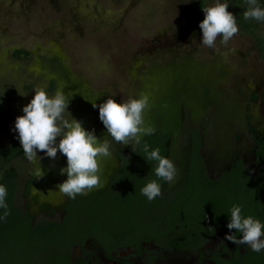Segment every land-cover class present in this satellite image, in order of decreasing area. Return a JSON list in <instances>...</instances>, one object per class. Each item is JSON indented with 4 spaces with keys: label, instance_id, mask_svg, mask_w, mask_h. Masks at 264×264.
<instances>
[{
    "label": "rangeland",
    "instance_id": "rangeland-1",
    "mask_svg": "<svg viewBox=\"0 0 264 264\" xmlns=\"http://www.w3.org/2000/svg\"><path fill=\"white\" fill-rule=\"evenodd\" d=\"M198 1L0 0V105L13 113L11 117L0 115V144L7 146L17 140L18 132L13 131L15 120L23 115L22 108L34 98V89L44 86L54 93L52 80L56 76L61 78L62 74L58 76V73L62 69H66L63 73L67 74V79L76 82L78 89L66 90L68 86L64 80H56L54 89L68 91L69 111L74 118L82 121V113L89 111L83 126L88 130L95 129L100 137L107 131L99 119V108L93 107L94 103L98 105L97 99L93 101V98L116 96L119 102L121 98L137 95L135 88L140 84L139 76L146 73L148 67H157L174 57L192 59L202 67L215 63L220 69H228L227 74L217 79L216 87L223 89L215 97L217 102L207 103L203 112L204 119L208 120V142L215 143L225 128L223 121L232 110V103L241 97L238 93H247L242 91L244 79L246 83L253 82L262 88L263 103L259 112L264 118V56L261 49L253 37L240 31L227 45L218 38L214 48L204 46L199 24L205 14L200 19L196 17ZM204 1L205 7L215 3V0ZM15 49L26 50L30 55L17 57ZM137 59L142 62L138 64ZM155 73L161 72L153 73V81L158 84L152 86L159 94L156 101H150L149 109L159 107L163 116L170 114L172 119L169 121L182 119L178 105L163 99V94L175 92L174 85ZM183 91L186 97V90ZM189 103L195 106L191 99ZM201 107L202 103L197 102L196 110L200 111ZM187 130L181 132L180 148L174 145L172 149V156L179 158L177 171L187 152ZM110 138L106 135V139ZM119 145L112 142L113 159L120 150ZM57 157L52 158L53 161L58 160ZM10 166L25 176L30 167L19 159L13 160ZM249 201L246 198L244 203ZM104 212H91L83 217L85 227L88 225V230L93 232H98L99 228L115 231L117 226L111 224V216ZM31 247V243L17 240L16 255L26 257ZM53 248L44 247L42 253H49Z\"/></svg>",
    "mask_w": 264,
    "mask_h": 264
},
{
    "label": "flooded vegetation",
    "instance_id": "flooded-vegetation-1",
    "mask_svg": "<svg viewBox=\"0 0 264 264\" xmlns=\"http://www.w3.org/2000/svg\"><path fill=\"white\" fill-rule=\"evenodd\" d=\"M20 50L23 49L14 50L15 56L16 52ZM29 55L28 52L25 56ZM137 62L140 64L142 60L137 59ZM63 70L66 69H62L58 73V76L62 74L61 78L56 76L52 80V90L56 91V87L54 89L56 80H64V84L67 83L68 86L66 90H77L76 82L67 79V74H64ZM155 71L161 72L162 74H155L166 78L174 85L175 92L169 95L163 94V99L172 100L180 108L183 116L181 132L188 128L186 154L188 153L189 156L183 174V182L179 183L180 171L178 170L174 181L171 184L166 182L162 197L172 196L184 185L188 167L192 162L191 154L195 131L201 139L202 162L207 175L212 180L220 181L226 177H232L241 171V168L252 181L258 182L264 177V165L257 157L260 142L264 141V118L259 112L263 96L262 88L259 85L257 86L253 82L246 83V79L243 80L242 91L245 90L247 93H238L241 97L232 103V110L223 121L225 128L221 130L219 136L216 137V142L213 143L208 142V120L204 119L203 112L207 109V103L217 102L215 97L218 95V91L222 92L223 90L216 87L217 79H220L224 73L227 74L228 69H220L215 63H209L202 67L192 59L182 57H174L170 61L161 62L157 67H148L146 73L139 76L140 84L135 89L137 95L147 94L152 102L157 100V94H159V91L152 86L158 84L153 81ZM133 79L137 80L135 77ZM66 90L65 93L68 92ZM183 90H186V97L183 96ZM93 99V101L97 99L99 105L107 97L101 95L100 97L95 96ZM189 99L195 106L197 102L202 103L200 111H197L195 106L189 103ZM214 122L216 123V120ZM167 136L168 147L172 137L171 135ZM180 137L181 133L175 142L178 148H180L178 145ZM16 141L22 155L15 159L28 163L30 166L26 176L20 175L21 172L16 175L17 193L14 203L20 215L18 221L30 220L32 226L46 221L64 223L67 218V208L73 201L58 189V185L67 179L66 174L61 175V169L66 167L63 161L67 157L58 152V160L53 161L44 152H38V156L42 157L40 163L38 160L31 162L25 157L18 137L14 142ZM131 143L118 146L120 150L115 153V156L119 158L120 166L109 175V183L101 188L98 186L90 189L84 195H78L74 200H87L93 194L108 189L118 171H122L121 155L127 157L134 152ZM10 144L3 147H9ZM168 155L169 149L167 157ZM172 158L176 162L175 165H178L179 158L173 156ZM52 163L58 164L57 172L61 177L53 187L54 178L50 176ZM39 169L42 172L41 176ZM2 172L0 171V173ZM256 217L264 221L263 217ZM146 221L148 223L139 228L136 227V231L128 232L127 228L120 230V235L117 238L99 236L98 232L88 230V225L84 228L80 227L79 236L73 238L71 233L66 234L67 241L59 245L51 244L50 246L54 248L49 253L43 254L32 244L26 257L18 253L16 255L15 243L9 244L0 236V264H264V252L256 253L248 249L246 245L237 246L224 239L229 234L226 222L215 219L208 223L203 222L188 228L189 233L185 235L183 231L185 226L177 225L173 231L166 230L160 217H147ZM235 231L232 230L233 233Z\"/></svg>",
    "mask_w": 264,
    "mask_h": 264
},
{
    "label": "trees",
    "instance_id": "trees-1",
    "mask_svg": "<svg viewBox=\"0 0 264 264\" xmlns=\"http://www.w3.org/2000/svg\"><path fill=\"white\" fill-rule=\"evenodd\" d=\"M228 2L230 3L228 11L236 15L239 31L253 37L264 56V22L244 19L243 13L248 8L247 0H228ZM258 3L264 7V0H258ZM203 7H205L204 0L198 1L195 5V15L199 19L204 14ZM27 54L28 51L24 50L16 52L17 57ZM0 115L11 117L13 113L0 105ZM144 140L153 148L159 147L161 155L167 156V135L157 133L151 137H145ZM200 148L201 139L195 131L192 162L188 167L186 181L172 196L167 198L160 196L149 202L141 195V188L149 180L155 178L153 170L156 166L155 162L149 163L143 157L141 144L130 156L121 155L122 171H118L108 189L93 194L87 200L72 201L67 208V218L64 223L46 221L32 226L30 220L18 221L20 215L14 203L17 193L18 169L10 166V163L22 153L17 141H13L9 147L5 148L0 144V171H3L0 183L8 187L7 203L10 210L7 220L0 222V236L9 244L24 240L42 251L44 247H49L51 244L59 245L66 242L68 233L76 238L79 236V228L86 225L82 222L83 217L91 212L106 213L104 211L111 216V224L117 226L113 232L99 228V236L105 238H117L120 230L126 228L129 229L128 232L136 231V227L139 228L148 223L147 217H160L165 229L169 231H173L177 225L185 226L183 231L187 235L188 228L203 222L208 223L213 219L228 223L230 209L235 204L244 206L245 215L264 218V177L258 182L252 181L241 168V171L232 177L214 181L206 173ZM257 157L264 165V141L260 142ZM161 184L163 192L166 182L161 181ZM246 198L250 200L248 203H244Z\"/></svg>",
    "mask_w": 264,
    "mask_h": 264
},
{
    "label": "clouds",
    "instance_id": "clouds-1",
    "mask_svg": "<svg viewBox=\"0 0 264 264\" xmlns=\"http://www.w3.org/2000/svg\"><path fill=\"white\" fill-rule=\"evenodd\" d=\"M229 4L228 0H215L213 5L202 8L205 18L199 28L204 46L214 48L218 38L227 45L239 32L236 15L228 11ZM247 4L244 19L264 22V7L258 0H247ZM34 90V98L22 108L23 115L16 118L13 131L18 132L23 153L31 162L38 160L40 163L42 157L38 152L53 159L58 152L67 157V166L61 169V175L66 174L67 179L58 185V189L68 198L74 200L101 183L99 158L112 155L113 141L123 145L132 142L134 152L136 146L142 144L143 157L149 163L155 162V178L141 188V195L149 202L162 195L161 181H174L177 175L175 162L161 155L159 147L153 148L144 140L156 132L145 120V112L151 107L147 94H132L119 102L116 96H109L99 105L93 104L94 108H99V119L112 138L102 140L95 129H86L82 121L73 117L69 111V96L62 89L50 93L46 87L38 86ZM39 174L42 175L40 169ZM7 197L8 187L0 183V222L10 215ZM243 207L241 204L231 207L227 223L229 234L224 239L237 246L246 245L256 253L264 252V221L245 215ZM232 230L236 231L233 233Z\"/></svg>",
    "mask_w": 264,
    "mask_h": 264
},
{
    "label": "water",
    "instance_id": "water-1",
    "mask_svg": "<svg viewBox=\"0 0 264 264\" xmlns=\"http://www.w3.org/2000/svg\"><path fill=\"white\" fill-rule=\"evenodd\" d=\"M88 112L82 113L83 117L81 119H82V122H83L84 125H85L84 120L85 119L87 120V118H89ZM159 118H160V121L158 122ZM145 120H146V123L151 124V125H153L155 127V129H156L155 133L158 132V133H161V134H164V135H171L172 138H171V141L169 142V145H168V149H169L168 157L171 159L172 158V149H173V147L175 145L176 138L180 135V133L182 131L183 118L182 119H177L176 118L175 120L167 121V117L163 116V113H162V111L159 110V107H157V108L155 107L154 110H151V109L146 110V112H145ZM106 135H108V134H106V132L102 133L101 134L102 137L100 136L101 139H106ZM116 144H120V143H116ZM184 155H185L184 160L179 163V171H180L179 183L183 182V174H184V171L186 170L187 162H188L187 159H188L189 154L187 153V154H184ZM99 159H100L101 183L98 186L102 187V186H105V185H107L109 183V180H110L109 175L114 171V169H118L119 168L120 160L118 158H114L113 159L112 156L100 157ZM112 160H113V163H111ZM172 160H173V158H172ZM57 166H58V164L54 165L53 163H52V165H50V167H51L50 176L52 178H54V182L52 184V187L61 178L58 175ZM106 173H108V175ZM171 183L172 182H170V184ZM97 187H94V188H97ZM94 188H92V189H94ZM63 195H65V194H63Z\"/></svg>",
    "mask_w": 264,
    "mask_h": 264
},
{
    "label": "bare ground",
    "instance_id": "bare-ground-1",
    "mask_svg": "<svg viewBox=\"0 0 264 264\" xmlns=\"http://www.w3.org/2000/svg\"><path fill=\"white\" fill-rule=\"evenodd\" d=\"M170 119H172V118H170V114H168V116H167V121H169ZM175 120V119H174Z\"/></svg>",
    "mask_w": 264,
    "mask_h": 264
}]
</instances>
